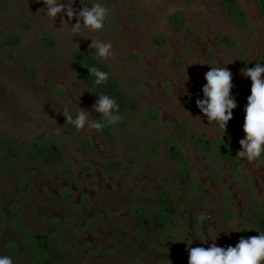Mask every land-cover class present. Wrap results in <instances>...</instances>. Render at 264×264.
I'll use <instances>...</instances> for the list:
<instances>
[{"label": "rangeland", "instance_id": "374dc122", "mask_svg": "<svg viewBox=\"0 0 264 264\" xmlns=\"http://www.w3.org/2000/svg\"><path fill=\"white\" fill-rule=\"evenodd\" d=\"M61 2H73L72 7L77 13L83 6L92 5L88 0ZM96 2L110 9L108 3H111V0L94 1ZM148 4L143 5L147 12L153 3ZM43 8L44 5L39 0H0V256L11 257L13 264H38L43 261L53 263L54 260L60 261L57 259L60 257L63 264L65 259L69 264H174V260H179L178 264H181L180 252L184 247L178 246L177 243L182 237L186 239L184 246L188 251L190 240L194 242V247H199L200 243L211 246L212 239L217 236L216 245L227 248L235 247L241 238L256 236L252 218L247 226H244L239 217V209L231 220L222 216L220 205L214 204L213 199H208L217 194L215 190L202 186V195L190 203L185 198L184 191L174 186V177L171 176L174 173V165L166 154L169 149L166 143L168 137L162 132L160 140L157 135L154 136L157 132L153 130L154 127L161 131L170 129L171 125H165L160 120L156 121V124L143 121L144 105L138 101V104L134 103L132 106L131 113L125 114L121 121L109 126L108 140L96 141L94 145L97 144L98 150L110 151L114 160L122 166L131 165L130 171L134 173L141 171V167L145 165L152 170L167 168V178L160 186L170 190L174 213L180 210V204H186V210H190V207H196L202 213L212 210L213 216L204 223L199 219V225H202L199 231H196L193 222H185V232L176 231L177 228L164 231L163 234L158 232L151 243L142 240L138 234L133 236L135 230H140L138 225L121 215L124 211L121 210L118 197L111 196L104 186L101 185L98 193L101 199L92 202L89 197H85L88 204L82 207L81 202L77 200V189L81 188V185L73 178L89 180L93 183L90 189L97 194V182L101 177L107 179V175L99 174L90 168L86 170L88 176L80 173L78 163L83 153L79 150L84 148L80 143L81 138L93 135L94 132L87 126L78 130L66 122L62 114L63 109H67L73 118L79 108L84 109L91 114L90 118L94 119L99 117L98 113L92 111L96 102L94 92L98 96L104 94L115 99L119 110L121 100L112 90L95 85L94 80L91 82L90 78V84L95 88L93 92L76 74L73 55L78 56V53H81L102 60L96 56V49L90 47L91 40L111 43L106 35H112L115 40L111 43L113 55L103 59V62L119 75L121 90L124 89L128 96L137 98L140 92L146 90L145 84H152L145 74L141 73L144 63L138 54L144 53L145 43H132L129 40L121 43L123 38L122 32L119 31L120 27H123L118 21H114L111 14L106 18L103 29L98 32H90L83 26L79 32H73L72 25L77 22L75 17L68 21L61 13L53 22L46 16V9ZM118 9L121 15H125L122 8ZM62 18L66 22H61ZM125 27L129 29L128 25ZM42 34L49 39L47 42L42 41ZM86 75L92 77L88 70ZM139 75L142 80H132L133 76ZM171 95L168 94L170 97ZM41 141L47 145L46 150L55 148L63 156L62 160L70 167H75L72 173L48 170L33 158V146ZM88 143L87 145L92 144L91 141ZM93 148L95 147L85 150L93 154ZM182 148L189 151L186 144ZM128 151L131 161L125 156ZM192 162L193 166L198 164L197 161ZM202 174H197L200 182ZM220 181L223 187L230 188L229 192L233 196L236 192V181L227 176ZM59 186L73 188L69 199L57 194ZM132 194L134 199L140 197L138 192ZM143 197L141 201L148 203L145 199H149L148 195ZM155 197L154 194L151 195L153 201ZM236 202L238 208H241L243 202L239 199H235L232 206ZM82 208L89 212H82ZM96 214L99 215L95 220L98 225L91 227L93 229H89L88 234H85L83 224L91 215L96 217ZM117 219V225L113 224ZM241 224L244 227L241 233L237 234ZM130 232L134 239L131 246L129 237H126ZM37 234L47 236L46 248H41L35 243L34 237ZM101 246L106 250L100 251ZM175 257L178 259H174Z\"/></svg>", "mask_w": 264, "mask_h": 264}, {"label": "flooded vegetation", "instance_id": "af4514ba", "mask_svg": "<svg viewBox=\"0 0 264 264\" xmlns=\"http://www.w3.org/2000/svg\"><path fill=\"white\" fill-rule=\"evenodd\" d=\"M88 1L93 4L96 0ZM148 3H153L149 12L143 6H148ZM108 5L110 6L109 15L111 14L114 21H118L123 27H120L119 31L122 32L121 43L128 40L132 43L134 41L145 43L144 53L138 54L144 63L141 73L145 74L146 79L152 84L151 86L145 84L146 90L140 92L137 98L128 96L126 90L122 88V91L119 87V75L117 76V73L103 62V59H94L93 56L81 53H78V56L73 55L75 62L73 67L76 74L94 92L95 88L90 83L95 80V77L87 76L86 70L90 66L99 68L108 74L107 82L100 86L112 90L119 96L121 100L119 114L122 117L131 113L134 103L139 102L144 105L143 121L156 124V121L160 120L165 125H171L170 129L162 131L154 127L153 130L157 132L154 136L157 135L162 140V132L165 136L167 135L166 143L169 149L166 154L174 165V176L171 175L174 177V186L184 191L185 198L190 203L202 195L201 191L204 190L202 186H206L217 192L214 197L211 196L208 199H213L214 204L220 205L219 209L225 219L231 220L239 209V217L244 226H247L252 218L257 235L264 233V154L253 162L236 157V153L240 151L239 141L244 138L242 131L244 109L251 89L250 79L244 77L241 72L245 68L253 67L256 63L264 66V0H111ZM118 7L125 11V15L120 14ZM127 25L129 29H126ZM42 35V41L47 42L49 39L45 34ZM106 36L108 41L115 42L112 35ZM217 64L226 67L232 73L231 95L236 103V108L232 112L233 118L226 125L224 134L223 129L216 122H208L196 106V100L203 99L204 75L210 67ZM133 79L142 80V77L133 76ZM125 88L128 89V87ZM169 93L172 94L171 97L168 96ZM94 95L95 99L99 97L95 92ZM169 102H172L173 106ZM109 130V126L102 131L92 129L93 135L81 138L80 143L84 148L78 149L81 154L83 153L78 163L80 173L88 176L89 173H86V170L90 168L93 171L95 169L99 174L107 175V179L101 177L97 182V194L90 189L93 186L92 182L81 180L80 177L73 178L81 185V188L77 189L79 191L77 200L81 202L82 207L88 204L85 202V197H89L92 202L101 199L98 193L102 185L111 193V196L118 197L119 204L122 206L121 210L124 211L121 215H124L129 222L133 220L138 225L140 230L134 231V237L138 234L142 240L152 243L153 237L157 236L158 232L163 234L164 231L174 228L181 233L185 232V222H193L194 228L199 231V227L202 228L199 223L209 220L213 216L212 210L202 213L196 207L186 210L187 205L180 204V210L174 213V201L171 199L170 190L162 189L160 186L167 178L165 173L168 169L152 170L145 165L138 173L131 172V165L122 166L114 160L110 151L98 150L97 144L94 145L96 141H107ZM87 141L92 142L91 146L87 145L89 144ZM183 144H186V149L189 151L182 148ZM46 146L42 141L34 144L33 158L48 170L72 173L75 167H70L65 160H62L63 156L55 148L46 150ZM92 146L95 147L93 154L85 150ZM127 153L125 156L131 161V157H128L131 154L129 151ZM49 157L50 160H48ZM191 159L198 164L193 166ZM200 173L204 174L200 177L201 182L197 178V174ZM223 175L236 181V192L233 196L229 192L230 188L223 187L220 181ZM71 189L73 188L59 186L57 194L69 199ZM136 192L139 193V199L132 197V193ZM153 194L157 197L154 198L155 201L151 199ZM145 195H148L149 199L145 198L148 203L141 201ZM235 199L243 202L245 207L242 205L238 208L237 202L232 206ZM81 210L89 212L84 208ZM92 215L91 218L94 216ZM98 216L96 214L94 220L90 218L83 224L85 234H88L89 229H93L91 227L98 225L95 221ZM199 219H202L201 222ZM118 222L117 219L113 224L117 225ZM244 226L242 224L238 226L237 234L241 233ZM188 229H190L189 225ZM38 236L44 238L47 247V236L37 234L34 237L35 243ZM133 236L132 232L126 235L129 237L130 246L134 244ZM179 242L178 246L184 247L180 252L181 264H188V251L184 246L186 239L182 237ZM198 246L209 247L204 243ZM189 247H194L192 240ZM103 249L106 250L101 246L99 250L104 251ZM57 259L60 261L54 260L55 262L51 264H63L61 257ZM178 261L174 260V264H178ZM64 264L69 262L65 259Z\"/></svg>", "mask_w": 264, "mask_h": 264}, {"label": "clouds", "instance_id": "9594fccd", "mask_svg": "<svg viewBox=\"0 0 264 264\" xmlns=\"http://www.w3.org/2000/svg\"><path fill=\"white\" fill-rule=\"evenodd\" d=\"M39 2L43 3L46 16L53 22L61 13L68 18V21L75 17L77 22L72 25L73 32H79L82 26L90 32H98L103 29L105 20L109 16V9L99 2L93 3L90 7L83 6L78 13L72 7L73 2L70 4L62 3L61 0H39ZM61 22L66 21L62 18ZM90 47L96 49L95 54L101 59L106 60L113 55L111 43L91 40ZM87 70L89 75L95 77V85L99 86L107 82L106 72L95 66H90ZM241 74L250 79L251 89L244 109L242 129L244 138L239 141L240 151L236 153V157L253 162L264 154V66L256 63L251 68L243 69ZM232 79V73L226 67L218 64L210 67L204 75L203 99L196 100V106L202 115L208 122H216L223 129V134L226 125L233 118V109L236 108L235 98L231 95ZM92 111L99 114V119H91V114L80 108L75 118L67 109H63L62 114L65 121L78 130L87 126L102 131L105 127L123 119L119 114L116 100L108 95L101 94L97 97ZM216 238L217 236L212 239L213 243L207 248L190 247L188 264H264V233L247 239L241 238L235 247L227 248L218 247L215 243ZM188 244L191 245V240ZM0 264H13V261L9 256H0Z\"/></svg>", "mask_w": 264, "mask_h": 264}, {"label": "trees", "instance_id": "16d2710c", "mask_svg": "<svg viewBox=\"0 0 264 264\" xmlns=\"http://www.w3.org/2000/svg\"><path fill=\"white\" fill-rule=\"evenodd\" d=\"M36 244L39 246V247H41V248H45L46 247V242H45V240H44V238L43 237H37L36 238ZM38 264H51V263H49V262H47V261H43V262H39Z\"/></svg>", "mask_w": 264, "mask_h": 264}]
</instances>
